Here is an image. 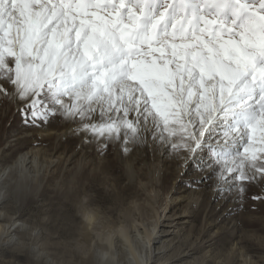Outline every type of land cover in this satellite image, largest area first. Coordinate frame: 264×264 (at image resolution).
Wrapping results in <instances>:
<instances>
[{"label": "snow or ice", "instance_id": "6c2138e0", "mask_svg": "<svg viewBox=\"0 0 264 264\" xmlns=\"http://www.w3.org/2000/svg\"><path fill=\"white\" fill-rule=\"evenodd\" d=\"M0 104L124 152L167 141L191 187L239 197L264 184V0H0Z\"/></svg>", "mask_w": 264, "mask_h": 264}, {"label": "rangeland", "instance_id": "374dc122", "mask_svg": "<svg viewBox=\"0 0 264 264\" xmlns=\"http://www.w3.org/2000/svg\"><path fill=\"white\" fill-rule=\"evenodd\" d=\"M67 125L68 122L55 120L42 128L26 126L14 105L0 104V148L5 158L4 163L11 162L19 151L31 146H40L47 152L40 155V161L42 156L43 159H48L49 156L54 158L56 150L63 152L61 161L52 165L45 164V170L42 169L39 179L35 181L38 184H31L35 187L30 186L28 190L20 191L18 220L30 230L37 231L41 236L40 242H44L48 250L53 249V243L57 240L56 225L63 230V227L78 221L77 218H72L77 201H91L87 205L96 213L92 228L98 235L106 233L108 227L117 223L118 216L119 221L127 214L130 218L134 204L140 210L144 207L143 195L122 177L123 167L111 143L107 146L105 143L101 144L97 148V155L91 152L92 159L84 161L81 149L75 147L74 136L68 134L63 139H58L37 132L44 128L63 129ZM15 134L17 136L13 140L12 136ZM172 151L177 153L175 178L173 177L176 183L167 177L164 192L165 196L169 193L168 197L177 194L170 191L172 187L177 188L179 184L189 187V177L197 173L186 172L181 167L183 158L188 153L182 149L172 148ZM68 158L72 159L71 164L66 161ZM183 177L189 180L183 181ZM194 189H200V206L191 222L192 227L188 226L189 233L186 231L184 235L186 244L194 251L191 256L193 258L188 259L193 264H264V184L250 185L247 192L239 194V197L228 195L227 198L218 194L211 196L210 182L199 184ZM254 196L260 198L253 199ZM60 241L63 242L64 238H60ZM0 264H35V261L24 249L11 256L10 247L4 246L0 250Z\"/></svg>", "mask_w": 264, "mask_h": 264}, {"label": "bare ground", "instance_id": "6f19581e", "mask_svg": "<svg viewBox=\"0 0 264 264\" xmlns=\"http://www.w3.org/2000/svg\"><path fill=\"white\" fill-rule=\"evenodd\" d=\"M75 128V124L68 122L63 129L44 128L38 129L37 132L58 139L70 134L76 139L75 147L81 149L82 160L92 159L90 153L96 156L97 148L104 144V141L93 137V142L84 143L82 134H74ZM16 136H12L13 140ZM109 143L121 161L122 177L143 195V210L142 207L141 210L136 208L137 204H134L130 218L127 214L119 221L118 216L117 223L108 227L106 233L98 235L92 228L96 213L87 205L91 201H77L72 218H77L78 221L76 224H68V230H65L66 227L59 229V225H56L57 240L52 242V250L46 249L44 242H40L41 236L37 231L30 230L25 223L18 220L20 191L28 190L31 184L35 183L46 163L52 165L61 161L63 152L56 150L53 153L56 154L54 158L49 156L48 159H43L42 156L40 161V155L47 152L40 146H31L19 151L11 162L4 163L5 158L0 148V250L8 246L11 256H14L17 251L24 249L34 259L35 264H193L188 257H191L194 251L186 244L184 235L190 230L188 226H191L199 210L200 189L179 184L177 188L172 187L170 190L177 192L175 196L168 197L169 193L165 196L164 192L167 177L171 181L175 178L177 153L172 151L167 141L157 140L155 146L150 144L148 148L129 143V152L122 150V140ZM71 160L66 159L69 164L72 163ZM187 171L193 170L189 167ZM198 174H191L189 178L192 180L199 176ZM185 178L182 180H189ZM210 193L211 196L217 195L212 189ZM57 217L59 218V215ZM60 238H64V241H60Z\"/></svg>", "mask_w": 264, "mask_h": 264}]
</instances>
